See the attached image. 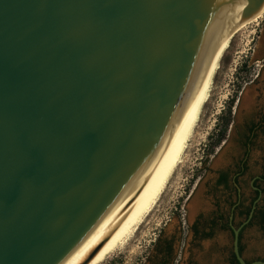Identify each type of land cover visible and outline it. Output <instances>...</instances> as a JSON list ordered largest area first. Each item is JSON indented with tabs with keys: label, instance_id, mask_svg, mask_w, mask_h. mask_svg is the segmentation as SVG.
<instances>
[{
	"label": "water",
	"instance_id": "1",
	"mask_svg": "<svg viewBox=\"0 0 264 264\" xmlns=\"http://www.w3.org/2000/svg\"><path fill=\"white\" fill-rule=\"evenodd\" d=\"M246 1L0 0V264H82L153 192Z\"/></svg>",
	"mask_w": 264,
	"mask_h": 264
},
{
	"label": "flooded vegetation",
	"instance_id": "2",
	"mask_svg": "<svg viewBox=\"0 0 264 264\" xmlns=\"http://www.w3.org/2000/svg\"><path fill=\"white\" fill-rule=\"evenodd\" d=\"M261 42L260 60L237 86L230 123L218 133L212 159L159 231L145 264H237L236 230L246 260V233L251 253L261 245L264 251V35Z\"/></svg>",
	"mask_w": 264,
	"mask_h": 264
},
{
	"label": "rangeland",
	"instance_id": "3",
	"mask_svg": "<svg viewBox=\"0 0 264 264\" xmlns=\"http://www.w3.org/2000/svg\"><path fill=\"white\" fill-rule=\"evenodd\" d=\"M263 35L264 15L248 21L237 30L220 61L212 90L202 109L182 165L170 179L155 207L125 249L114 255L107 264H145L159 231L169 223L174 214L178 213L176 207L180 209L185 204L189 189L195 186L202 174V168L212 159L210 156L214 154L212 150L218 133L223 129L229 107L232 109L236 96L239 95L237 86L241 82L244 84L248 66L260 60L256 51L262 47ZM244 241L247 261L264 260L257 258L264 257L262 245L252 254L248 246L247 233ZM213 261L216 264H229L226 259Z\"/></svg>",
	"mask_w": 264,
	"mask_h": 264
},
{
	"label": "bare ground",
	"instance_id": "4",
	"mask_svg": "<svg viewBox=\"0 0 264 264\" xmlns=\"http://www.w3.org/2000/svg\"><path fill=\"white\" fill-rule=\"evenodd\" d=\"M251 6L250 0H247L232 20L230 25L225 30L223 37L214 54L210 72L196 105L190 123L164 173L153 192L134 205L124 218L119 222L115 229L110 233L106 240L82 263V264H107L114 255L120 253L128 245V242L135 235L140 225L145 221L152 209L158 202L166 185L173 177L180 165H182L183 157L189 147L194 131L197 127L202 109L208 100L212 90V84L219 68V64L225 51L228 49L231 39L234 37L237 30L246 24L248 21L261 18L264 15V2L260 9L247 19H244V11Z\"/></svg>",
	"mask_w": 264,
	"mask_h": 264
},
{
	"label": "trees",
	"instance_id": "5",
	"mask_svg": "<svg viewBox=\"0 0 264 264\" xmlns=\"http://www.w3.org/2000/svg\"><path fill=\"white\" fill-rule=\"evenodd\" d=\"M231 112H232V109H231V107H229L228 117H227V118L225 119V121H224V125H225V126H228L229 123H230ZM246 261H247V260H246ZM235 262H236L237 264H240V263L238 262V260H235ZM247 262L249 263V261H247Z\"/></svg>",
	"mask_w": 264,
	"mask_h": 264
}]
</instances>
